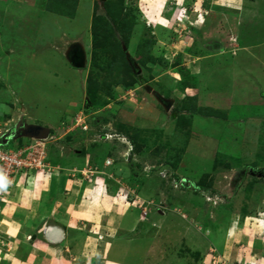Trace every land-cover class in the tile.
Returning <instances> with one entry per match:
<instances>
[{"label":"rangeland","instance_id":"1","mask_svg":"<svg viewBox=\"0 0 264 264\" xmlns=\"http://www.w3.org/2000/svg\"><path fill=\"white\" fill-rule=\"evenodd\" d=\"M74 41L80 68L62 55ZM15 124L48 128L29 181L48 176L44 199L73 195L78 212L103 204L69 186L113 160V202L147 212L116 250L126 263L264 264V0H0V143ZM118 139L135 154L111 155Z\"/></svg>","mask_w":264,"mask_h":264},{"label":"crops","instance_id":"2","mask_svg":"<svg viewBox=\"0 0 264 264\" xmlns=\"http://www.w3.org/2000/svg\"><path fill=\"white\" fill-rule=\"evenodd\" d=\"M225 6L232 7L233 10V6L228 4ZM210 43L215 48L217 45L219 46L220 40L214 38L211 39ZM219 47L221 48V46ZM77 132L79 135L81 133L82 136H87V132H81V130ZM120 141L118 139L116 142L107 143L109 146L107 149L111 155L112 152L113 154L119 152L118 149L120 148H124V151L126 148L128 149L123 144L124 141L122 143ZM121 144L123 147H120ZM81 151L82 149L76 150L77 156L75 154L68 155V160L75 166H82L90 161L88 157L89 153H92L91 150L84 154L86 155L83 156L84 160L78 157ZM133 154H135L134 149ZM57 157V162L60 161L61 163L62 155ZM99 164L102 166L99 170H102L101 173L97 171L91 178L95 181L96 177L102 176L99 178L101 182L91 185L92 180H87L86 176L80 172L81 177L76 182L80 183L79 181L82 180L83 186L76 187L73 184L69 186L71 195L74 191L77 196L80 193L81 198L84 195H87L89 199L91 198L92 205L100 206L103 204V208L99 210L100 213L92 212L91 215L88 213L90 218L86 217L88 214L83 211L78 212L74 209L78 204L76 200L72 201L73 195L68 201L63 200L58 193L54 192L52 193L54 197L44 199L43 196H46L48 191L46 187L50 182L48 176L45 175L39 180L33 179L36 181L33 184L29 181L32 175H17L15 177L14 183L8 187L7 201L3 203L0 213V264H128L118 257L116 250L122 245L127 246L129 240L125 238V235L134 229L136 231L140 222L146 220L144 217L147 214L144 215L143 210L135 202H128L129 205L127 206L123 204L122 208L113 202L115 196L112 193L113 189L109 186V181L110 177H115L113 172L116 173V169L114 170L113 166L116 164L106 165L105 161L99 162ZM127 189H130V194L133 193L131 188L127 187ZM19 191L23 194L26 193L25 195L29 197L22 205L15 202ZM134 194L136 193L134 192ZM33 206H35L36 216H31L28 220L26 216H30L32 211L30 209ZM132 207L138 209L134 218L130 212ZM16 210H20L21 218L16 217ZM77 213H81L80 218L75 216ZM18 235L25 237V240L28 236L27 240L21 241L19 246L15 245L14 250L11 249L12 247L7 248L8 243L11 242L10 244H12L13 238Z\"/></svg>","mask_w":264,"mask_h":264},{"label":"built area","instance_id":"3","mask_svg":"<svg viewBox=\"0 0 264 264\" xmlns=\"http://www.w3.org/2000/svg\"><path fill=\"white\" fill-rule=\"evenodd\" d=\"M9 122L4 123L7 125ZM14 127L16 128L14 131L13 127L4 128V133H6L5 136L7 137L6 142L0 143V213L2 212L3 203L7 201L8 187L14 183L17 175H32L34 178L35 174L33 173L35 171L43 172L48 166L45 155V142L48 139L46 137L26 135V133L22 134L27 129V126L15 124ZM83 128H86V126H83ZM24 136L29 137V140L23 141L21 145H18V139ZM10 140L13 141L10 143ZM111 161L112 159L107 158L105 164L107 165ZM81 173L86 178L93 174L89 169L81 170ZM143 213H147L145 208Z\"/></svg>","mask_w":264,"mask_h":264},{"label":"water","instance_id":"4","mask_svg":"<svg viewBox=\"0 0 264 264\" xmlns=\"http://www.w3.org/2000/svg\"><path fill=\"white\" fill-rule=\"evenodd\" d=\"M62 55L72 67L80 68L85 64V51L77 41L67 44L64 47ZM158 98L166 106V108H169L171 100L162 99L161 96H158ZM24 133L35 137H46L48 128H43L37 125L27 126Z\"/></svg>","mask_w":264,"mask_h":264},{"label":"trees","instance_id":"5","mask_svg":"<svg viewBox=\"0 0 264 264\" xmlns=\"http://www.w3.org/2000/svg\"><path fill=\"white\" fill-rule=\"evenodd\" d=\"M71 4H72V3H71ZM71 4H70V6H71ZM109 4H110V2H105V3H104V6H105L106 9L110 8ZM50 6H51L50 4H47V7H50ZM67 6H69V5H67ZM110 9H111V8H110ZM101 18H102V17H101ZM102 20H103V18H102ZM92 23H93V25H97L98 22H96V21H92ZM100 27H102V26H100ZM106 29H107V28H106ZM107 33H109V29H107ZM107 33H106V34H107ZM194 107H195V106H194ZM130 140H132V139H130ZM130 140H129V141H130ZM11 142H12V141L10 140V143H11ZM22 142H23L22 139H18L17 144H18V145H21ZM132 142H133V143H132ZM132 142L130 141V143L132 144V146H134V145H135V144H134L135 141L133 140ZM133 149H134V147H133ZM132 152H133V151H132Z\"/></svg>","mask_w":264,"mask_h":264},{"label":"clouds","instance_id":"6","mask_svg":"<svg viewBox=\"0 0 264 264\" xmlns=\"http://www.w3.org/2000/svg\"><path fill=\"white\" fill-rule=\"evenodd\" d=\"M43 128H46V127H43ZM47 135H48V133H47ZM102 135H103V134H100L99 138H100V137H103V138L105 137V136H102ZM25 137H27V136L21 137V138H19V139H22V138H25ZM46 137H47V136H46ZM43 138H45V137H43ZM106 138H107V137H106ZM22 140L25 141L24 139H22ZM28 140H29V139H28ZM128 143H129V144H128ZM128 143H127V144L129 145V146H128V149H129L128 151H130V155H131V153H133V152H132V151H133V147H132V144L130 143L129 140H128ZM76 150H77V149H75V151H76ZM112 161H113V160H112ZM112 161H111V162H112ZM109 164H111V163H109ZM109 164H108V165H109ZM101 171H102V170H101ZM135 197H136V196H135ZM133 201L136 203V198L133 199L132 202H133ZM136 204H137V203H136ZM138 205H139V204H138ZM146 214H147V213H146ZM144 215H145V214H144Z\"/></svg>","mask_w":264,"mask_h":264}]
</instances>
